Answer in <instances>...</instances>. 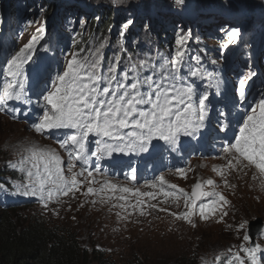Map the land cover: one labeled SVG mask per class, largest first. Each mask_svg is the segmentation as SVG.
<instances>
[{
	"label": "rangeland",
	"instance_id": "1",
	"mask_svg": "<svg viewBox=\"0 0 264 264\" xmlns=\"http://www.w3.org/2000/svg\"><path fill=\"white\" fill-rule=\"evenodd\" d=\"M12 1L5 0L4 3V0H2L0 8L9 9V6H12ZM63 1L56 0L55 2L62 4ZM66 2L70 8H76L77 16L82 18L80 27L82 32L85 31V34H88L92 19H101L104 16V12L101 10L102 6H108L114 10L115 17H126L127 15L126 18L132 21L131 26H128L127 32L131 31L132 26L138 22L137 17L157 19L160 14L162 20L166 19V21L170 22L169 26H176V28L182 27L180 23L187 25L188 29L200 25L202 28L199 31V37L197 38L198 35L194 31L189 36L188 47L190 50L198 53L201 47L208 48V51L219 52L223 59L216 65L213 61L211 63V67L219 75V78H217L218 84L226 86L222 96L215 95L214 102H216V106L214 107L218 106L222 109L240 111L242 102L239 101V97L236 95V87L241 78L248 77L247 87L250 83H255L258 78H261L257 86H252L248 90L247 94L250 95L246 102H250L253 96L258 100L260 95L264 94L255 93V91L257 92L258 89L264 87H261V83L264 81V0H182V2L181 0H162L164 7L161 6L158 0H93L92 3L97 5L81 3L76 0H66ZM99 2H104V4H98ZM123 3L128 6H122ZM48 4L47 0H24L26 10L13 17H16L15 20L17 21L20 20L18 23L10 22L13 26H9L6 22L5 14L1 19L3 25L0 28V43L5 38V41L9 42V44L0 50V53L6 51V58L0 61V69L4 67L6 60L10 58L15 47L19 51L20 48L31 41L33 36H37L38 29L44 28L45 25L43 38L39 39L35 44L33 60L30 61L34 62L33 71L25 80L21 100L9 101L8 110L0 112V153L4 157V162L0 161V170L2 172V167L5 165L8 171L14 170L9 166L10 163L18 161L22 148L31 144L55 149L64 160L65 166L68 163L67 153L56 142L58 138H62L60 131L54 130L46 134H37L31 127L33 123L38 122L39 117L43 114L39 105L43 103L41 91L45 86V81L48 78L54 79L58 69L61 70V73L66 67L67 61L71 59L69 54L71 53L72 42H68L60 27H54L53 30L56 31L50 34L49 25L51 23L46 25L45 14L48 12L46 6ZM150 5H158V7H150ZM199 6L207 7L202 10L214 9L209 10L208 15L203 20L199 19L197 22H192V25L188 22L186 24L183 20L191 21L190 10H199L201 9ZM146 8L149 9L147 10ZM215 8H220L223 12L225 11V14L218 16L215 13ZM236 8L238 9L236 11L238 14L242 13L239 22L230 20L228 17L229 14L234 13L232 10ZM64 11L66 12V10H63L61 14ZM204 12L197 11L196 14L204 15L206 14ZM254 13H256L255 16L259 20L263 19L262 24L256 23L255 26H252L251 16ZM72 16L73 14L64 15L61 24L70 27L71 23H69L68 19L72 18ZM141 23L146 22L141 21ZM22 25V29H19ZM234 29L239 30L238 37L230 42L229 33ZM8 33H12V35ZM143 33H146V30ZM249 34H252V37H249ZM259 34L262 35L259 37ZM257 37L260 40V64L253 61ZM221 40L228 43V46L220 50ZM156 43L158 44V42ZM246 55H248V58H246ZM55 56L60 60V64H56L57 60H53ZM250 62L253 63V68L256 70L247 69ZM220 65L225 69V72H221ZM202 75L204 76L203 72ZM5 79L6 77L0 71V82L3 80L2 83H4ZM191 81L189 79L188 82L190 83ZM212 85L210 80L204 76L199 88L206 91L210 90ZM1 88L2 85H0ZM28 92L30 95H28ZM196 98L197 96L194 97V102H196ZM208 109H211L210 106H208ZM212 120V114L208 113L205 127L201 129L199 135L195 137L180 136L175 145L167 144L162 140H153L152 145H155V148L153 149L150 146L148 152H118L108 156L109 158L112 157L111 159L114 161L119 159L120 164H123V160L127 159L123 164V168L128 169V172L135 166L141 167L145 165V160L150 165L155 161L157 167L149 177L141 179L138 184L128 177H117L111 180L114 183L139 188L141 192L152 191L159 193V188L152 189L147 187V185L157 180L158 177L163 176L169 184L177 185L190 193L195 183L207 180L211 174L217 172L213 170L214 168L222 169L227 164V159L222 152L223 145H216L214 149L212 141H209L207 147L206 140L209 136V125ZM232 130L238 133V127L233 126ZM92 139L93 137H90V141ZM197 149H200V151L198 152L199 155H195L196 157H193V153L186 154L187 152H195ZM181 150L186 158L189 157L187 159L188 162L171 164V162L164 160V157H168L169 154L173 160H176L183 155L181 152L179 153ZM131 156L132 158L129 159ZM136 159L137 161L134 163ZM6 161L7 163L5 164ZM79 168L80 165L77 164L76 170H79ZM177 169H184L187 178L181 177L177 173ZM92 170H94L93 167ZM14 171L16 172L13 180L14 193L10 197L24 203L20 205L17 212L20 218L39 217L56 224H59V220H62L66 226L77 229L84 243L102 245L105 251L112 253L113 256L122 262L130 258V251L128 250L130 247L141 249L143 250L142 253H147L151 257H156V259L196 251L197 264H205V262L207 264H226V261L231 259L232 255L237 252H240L242 257L245 256L240 251L241 246L248 247L254 242V245L259 244L261 246V251L257 253V264H264V190L260 187V178L255 168H247L243 171L228 170L224 178H218L215 182L218 187L215 190L221 192L230 202L225 208L228 214L223 217L221 222H217L219 215L207 221L194 216L192 219L195 226L183 220H178L170 214L185 210L182 200L179 202L180 207H177L172 202V198H168V202L164 203L165 198L162 195H157L156 199L142 198L145 201V206L143 207L145 215H140L139 207H127L126 210L120 207H113L114 204L124 203V201L113 199L108 203H101V197L85 196L81 193H76L75 198L71 196L62 197L59 202L53 201L49 203L47 209H45L38 197L24 196L17 191L16 185L26 183V180H24L23 173L18 170ZM102 172L104 173L105 171L102 170ZM236 172L242 174L238 177L239 179L243 177L245 180L252 181L254 186L252 188L247 186V189L244 187H225L224 179H231L230 175ZM94 175L98 181H103V176L96 175L95 172ZM253 175H256L257 179L254 180L252 178ZM87 186V183H85L82 191L86 190ZM93 186L98 188L99 184ZM205 190L210 189L206 188ZM93 200L96 203H92ZM135 202L136 197L130 196L129 203L134 204ZM151 204L158 205V208L147 207V205ZM159 208H167L168 211H159ZM77 212L82 214L90 212L95 217H99L103 225L102 232H100V227L86 226L85 220L76 215ZM118 213L119 215H117ZM245 221L247 223L244 229L237 231V226ZM256 221H261L263 225L261 235L257 236L254 241L251 238L248 242L244 241L243 236L248 234V226ZM229 249H231V252H229ZM218 256L220 257L219 261L216 260ZM245 264H249L246 257Z\"/></svg>",
	"mask_w": 264,
	"mask_h": 264
},
{
	"label": "snow or ice",
	"instance_id": "2",
	"mask_svg": "<svg viewBox=\"0 0 264 264\" xmlns=\"http://www.w3.org/2000/svg\"><path fill=\"white\" fill-rule=\"evenodd\" d=\"M131 23L129 20L128 24ZM128 24L124 26L125 29ZM238 32V29H234L229 33L230 42L238 37ZM38 33V36H33L28 44L11 55L0 69L6 77L0 89V112L8 110L9 101H20L23 96L24 66L33 60L34 45L43 38L44 29H38ZM184 44V38L178 39L175 55L171 59L163 58L158 68L147 61H140L139 65L133 64L119 76L120 57L109 62L105 70L103 50L106 42H100L95 48H81L72 53L64 70L55 75L54 79L48 78L45 81L41 91L43 103L39 105L43 114L31 126L37 134L60 131L62 138L56 142L67 153L68 163L65 166L55 149L35 144L23 147L20 159L9 165L23 173L26 180V183L16 185L17 191L24 196L38 197L45 209L53 201L59 202L60 198L69 196L75 198L76 193H81L85 196H99L101 203L113 199L124 201L113 207L124 210L127 207H139L140 215H145V201L142 198L156 199L157 195H162L164 203L172 198L177 207L183 201V212L170 213L178 220L195 226L192 219L194 216L207 221L219 215L217 222H221L228 214L225 208L230 202L215 190L218 186L212 179L198 181L189 193L177 185L169 184L160 176L147 185L152 189L159 188V193L141 192L139 188L108 179L98 163L104 156H111L115 152H148L150 146L155 148L153 140L175 145L180 136L195 137L205 127L210 103L208 94L199 95L194 102L198 88L196 81L193 79L190 83L186 82L180 75L185 66ZM149 68L152 69L151 74L144 75L143 72ZM198 74V69L188 72L191 77ZM247 79L241 78L236 87L240 102L247 99ZM231 118L238 127V133L233 132L231 138L225 137L227 142L222 152L227 164L222 169L213 170L225 177L228 170L255 168L260 178V187L264 190V94L247 104L244 111L238 110ZM229 127L225 123L221 130L227 132ZM90 137L96 138L92 141L95 150H91ZM90 156L97 161L94 170L88 167ZM77 164L80 165L79 170H76ZM94 172L104 176L102 182L95 178ZM136 172L135 168H131L125 175L134 181ZM177 173L187 178L184 169H177ZM252 178L255 180L257 176L253 175ZM223 182L225 187H235L226 178ZM85 183L88 186L82 191ZM95 184H99V187H94ZM130 196L136 197L134 204L129 203ZM147 207L157 209L158 205ZM158 210L168 211L167 208ZM246 223L239 224L237 231L244 229ZM243 240L250 241L249 235L245 234ZM240 251L245 256L237 252L226 264H245V257L249 264H257V253L261 251V246L242 245ZM216 260L219 261L220 257Z\"/></svg>",
	"mask_w": 264,
	"mask_h": 264
},
{
	"label": "trees",
	"instance_id": "3",
	"mask_svg": "<svg viewBox=\"0 0 264 264\" xmlns=\"http://www.w3.org/2000/svg\"><path fill=\"white\" fill-rule=\"evenodd\" d=\"M10 1V0H8ZM49 2L47 6L48 12L45 14L46 25H49V32H55L54 27H60L68 39V42H73L74 47L72 53L77 52L79 49H90L95 48L100 42H106V47L103 50L104 55V67L105 70L109 62H114L116 57H120V65L117 75L119 76L122 71H127L133 64L139 65L140 61H147L150 65H156L157 68L162 62L163 58L171 59L177 50V40L180 38L185 39L183 45L186 55L184 58V69L182 72L185 73L184 79L190 70H197V65L192 64L190 54L187 51L188 34L192 29H188L187 25L180 23L181 28L176 26H169L170 22L162 20L161 14L157 19L147 17H137V23H135L131 31L127 32L128 19L126 17H115L114 10L108 6H102L101 10L104 12V16L94 18L90 22V29L88 34L85 31L82 32L80 24L82 18L77 16L76 8H70L67 6L66 0L62 4L55 2L56 0H47ZM81 3L93 4L91 0H76ZM162 7V0H158ZM46 2V1H45ZM2 0H0L1 6ZM5 3V0H4ZM12 6L9 9L0 8V28L3 25L1 20L5 14L6 22L9 26H13L10 22L15 24L19 21L15 20L14 15L21 14L26 10L24 6V0H13ZM98 4H104L99 2ZM14 5V7H13ZM61 5V7H59ZM126 5V6H124ZM127 7V4L123 5ZM150 7H158V5H150ZM199 10H190L191 22H197L199 19H204L208 15L209 10L200 7ZM147 10L149 8H146ZM230 10V8H228ZM11 12H7V11ZM66 10L63 14L62 11ZM128 10V9H127ZM144 10V9H142ZM216 14L222 16L225 14L220 8H215ZM232 10V14L228 17L230 20L238 22L242 13L238 14ZM205 11L204 15L196 14V12ZM73 14L72 18L68 21L71 23L70 27L65 24H61V20L64 15ZM256 13L251 16L253 26L256 23L262 24V20L257 18ZM115 17V18H114ZM71 21V22H70ZM144 21L146 23H141ZM187 24V20H183ZM128 24L125 29V25ZM131 26V25H130ZM23 25L19 27L22 29ZM200 26H195V32L199 35ZM45 29V25L44 28ZM136 29V30H135ZM125 30V32H124ZM146 30V33L143 31ZM45 32V31H44ZM123 33V35H121ZM9 34V33H8ZM9 35H12L9 34ZM39 33L37 34V36ZM111 36V37H110ZM155 39V40H154ZM39 41V40H38ZM224 41V40H222ZM158 42V44L156 43ZM9 42L2 41V46H6ZM159 46V47H157ZM36 46L34 45V50ZM17 49V48H16ZM259 50L258 45L255 46L256 57ZM203 52H208V48L203 49ZM14 54V53H13ZM208 54V53H207ZM216 58L221 59V54L218 52ZM195 57L191 55V58ZM197 63L205 70L208 74L212 72L206 65L205 57H197ZM209 58L214 60L213 55H209ZM30 63L24 66L25 71H29L32 68ZM151 69V68H149ZM181 72V74H182ZM131 75V73H130ZM4 162V157L0 153V161ZM7 161L5 162V164ZM4 164V165H5ZM6 166V165H5ZM3 166V172L0 170V264H197V252H188L183 255L169 256L165 258L156 259L151 257L147 253H142L143 250L136 248H128L130 251V258L126 261H120L112 253H108L102 247L96 243L87 244L81 239V234L77 232V229H73L71 226H66L62 220H59V224L50 222L44 218H20L18 215L19 208L11 205L9 201L1 197L4 192L6 179L5 174H12V171H8ZM6 171V172H5ZM76 215L81 217L86 226L89 227H100V232L103 229L100 218L95 217L92 213L86 212L82 214L77 212ZM137 246V245H134Z\"/></svg>",
	"mask_w": 264,
	"mask_h": 264
},
{
	"label": "clouds",
	"instance_id": "4",
	"mask_svg": "<svg viewBox=\"0 0 264 264\" xmlns=\"http://www.w3.org/2000/svg\"><path fill=\"white\" fill-rule=\"evenodd\" d=\"M188 23H190L191 25H192V22L191 21H187ZM252 24V26H253V23H251ZM200 26V25H199ZM201 28H202V26H200ZM201 28H200V30H201ZM192 31H194V33H196L195 32V27L193 26L192 28ZM199 30V31H200ZM190 34H192L191 32H190ZM199 35H200V32H199ZM260 35V34H259ZM258 39V38H257ZM73 43V42H72ZM71 47H72V49H73V47H74V44L73 45H71ZM220 47H221V45H220ZM16 48V47H15ZM72 49L70 50V54H69V56L71 57V54H72ZM18 50V49H17ZM3 59H5V58H3ZM25 71V70H24ZM150 72H152V71H150ZM222 95H223V93H222ZM221 95V96H222ZM214 97L215 96H213V97H209V101H210V103L213 105V106H216V102H214ZM218 108V106L216 107V109ZM227 109V108H226ZM218 111H222V110H218ZM19 117V116H18ZM19 119V118H18ZM212 133H210V135H211ZM210 137V136H209ZM209 137H207V138H209ZM96 147V146H95ZM94 150H95V148H94ZM118 152H115V153H113V154H117ZM182 153V152H181ZM183 154V153H182ZM183 156V158H185V155H182ZM132 158V156L130 157V159ZM173 159V158H172ZM111 160V161H110ZM119 159H117V160H115V161H118ZM164 160H166V161H169L170 162V160H171V156H170V154L168 155V157H164ZM137 161V159L134 161V163ZM146 164L145 165H142L141 167H138V166H135V167H133V168H135L136 170H137V172H136V179L134 180V182H137V184H138V182L141 180V179H143V178H146V174H147V177H149L156 169H157V167H156V165H155V161L154 162H152V164L150 165L148 162H146V160L144 161ZM183 162H185V160L183 161ZM183 162H180V164H184ZM99 163V167L101 168V170H104L105 172H104V176H106L108 179H113V178H117V177H127L125 174L126 173H128V169H126L127 171H121L120 170V167L119 166H113L114 164V160H112L111 158H109L108 156H104L102 159H100V161L98 162ZM96 164H97V161H96V158L95 157H91L90 156V158H89V164H88V167H90L91 169H92V167L93 168H95V166H96ZM171 164H173V163H171ZM121 166V168H123V164H121L120 165ZM13 173L12 174H6V175H4V177H5V179H6V182L7 183H5V189H4V192L1 194V197L2 198H4V199H6L7 201H9L10 203H11V205H14L15 207L17 206L18 208L20 207V205L21 204H24L22 201H20V200H18V199H16V198H12V197H10L13 193H14V187H13V180L15 179V176H16V172L14 171V170H11ZM112 171H113V173H112ZM114 171H116V172H118V173H115ZM104 176H103V178H104ZM16 197H18V196H16ZM262 233V232H261ZM261 235V234H260ZM259 235V236H260Z\"/></svg>",
	"mask_w": 264,
	"mask_h": 264
},
{
	"label": "bare ground",
	"instance_id": "5",
	"mask_svg": "<svg viewBox=\"0 0 264 264\" xmlns=\"http://www.w3.org/2000/svg\"><path fill=\"white\" fill-rule=\"evenodd\" d=\"M258 41H260V40H258ZM2 56V54H0V57ZM0 60H1V58H0ZM246 102V101H245ZM250 102H246V104H249ZM218 111H214V117H219V116H216ZM200 133H198L197 135H199ZM215 136H217V133H215ZM226 142V141H225ZM181 151H179V153H180ZM189 153H195V155H199V153L198 152H187L186 154H189ZM183 155H184V153H183ZM193 157H196V156H193ZM201 157V156H200ZM199 157V158H200ZM112 158V157H111ZM141 159H143V158H141ZM187 159H189V157H187L186 158V160ZM127 159H125V160H123V164H124V162L126 161ZM111 161V160H110ZM140 161H142V160H140ZM114 165L113 166H120L121 164H120V160H118V161H114V163H113ZM124 166V165H123ZM240 175H242L241 173H239V172H236V173H233V174H231L230 176H231V179H227V181H228V183L230 184V185H234L235 187L234 188H240V187H244L245 189H247V186L248 187H250V188H252V186H254V183L252 182V181H249V180H245L243 177L242 178H238ZM146 177H147V174H146ZM218 178L219 179H221V178H224V177H221L219 174H218V172H214L213 174H211L210 176H209V178H207V180L208 179H212L214 182H216V180H218ZM242 190V189H241ZM243 192H244V190H243Z\"/></svg>",
	"mask_w": 264,
	"mask_h": 264
},
{
	"label": "water",
	"instance_id": "6",
	"mask_svg": "<svg viewBox=\"0 0 264 264\" xmlns=\"http://www.w3.org/2000/svg\"><path fill=\"white\" fill-rule=\"evenodd\" d=\"M262 228H263V225L261 221H258V222L256 221L254 223H251L248 226V234H249V237L252 239V241H254V239L261 234ZM251 245L254 246V242H252Z\"/></svg>",
	"mask_w": 264,
	"mask_h": 264
}]
</instances>
